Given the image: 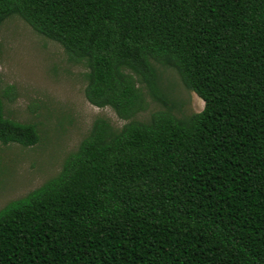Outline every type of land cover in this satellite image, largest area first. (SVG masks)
Listing matches in <instances>:
<instances>
[{"label": "trees", "instance_id": "trees-1", "mask_svg": "<svg viewBox=\"0 0 264 264\" xmlns=\"http://www.w3.org/2000/svg\"><path fill=\"white\" fill-rule=\"evenodd\" d=\"M10 16L127 122L94 119L53 177L0 208V264H264V0H0ZM155 65L200 112L172 113ZM146 95L162 109L134 120ZM38 141L0 100V144Z\"/></svg>", "mask_w": 264, "mask_h": 264}, {"label": "rangeland", "instance_id": "rangeland-1", "mask_svg": "<svg viewBox=\"0 0 264 264\" xmlns=\"http://www.w3.org/2000/svg\"><path fill=\"white\" fill-rule=\"evenodd\" d=\"M159 87L173 105L175 116L202 109V101L187 91L176 73L155 65ZM81 65L70 63L61 47L35 34L22 20L10 16L0 25V100L5 118L35 125L39 141L31 147L0 144V208L24 196L53 177L65 157L74 152L96 118L114 129L121 120L107 107L96 108L84 98ZM9 89V95L3 93ZM143 112L134 120L146 121L162 107L147 95Z\"/></svg>", "mask_w": 264, "mask_h": 264}]
</instances>
